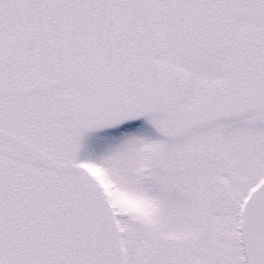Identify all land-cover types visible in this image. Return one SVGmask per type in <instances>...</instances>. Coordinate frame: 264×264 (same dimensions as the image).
<instances>
[{
    "label": "snow or ice",
    "instance_id": "snow-or-ice-1",
    "mask_svg": "<svg viewBox=\"0 0 264 264\" xmlns=\"http://www.w3.org/2000/svg\"><path fill=\"white\" fill-rule=\"evenodd\" d=\"M0 264H264V0H0Z\"/></svg>",
    "mask_w": 264,
    "mask_h": 264
}]
</instances>
